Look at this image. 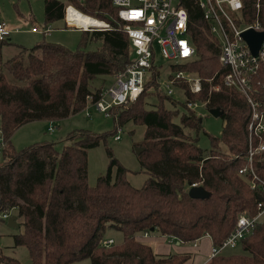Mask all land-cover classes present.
Here are the masks:
<instances>
[{
    "label": "trees",
    "instance_id": "obj_1",
    "mask_svg": "<svg viewBox=\"0 0 264 264\" xmlns=\"http://www.w3.org/2000/svg\"><path fill=\"white\" fill-rule=\"evenodd\" d=\"M251 8V0H243ZM45 30L65 19V8L103 20L108 27L83 29L75 50L60 44L39 42L25 47L0 41V137L4 145L0 162V212L16 210L18 233L13 246H24L28 264H183L189 253L156 254L136 239L156 231L183 243L208 235L219 246L233 230L241 210L251 216L263 199L238 170L247 165L249 104L242 93L224 86L226 71L219 62V44L209 31L200 9L192 0L184 3L189 15L195 58L174 65L205 78L202 90L192 93L184 80L187 99L206 100V107L222 110L224 124L218 136L207 133L208 150L197 144L200 118L157 88L148 84L133 101L108 109L117 131L128 122L144 126L136 145L139 171L147 174L136 187L126 178L128 170L105 147L109 162L105 173L88 183V150L105 141L106 134L72 130L61 140H43L15 149L12 134L20 126L38 120L59 121L86 107L87 96L97 97L103 87L92 85L97 75L114 76L129 62L131 49L122 30L123 21L111 0H43ZM72 25L74 22L67 19ZM66 26H69L66 24ZM90 42H98L88 50ZM217 87V89H214ZM155 97L157 102L149 104ZM264 101V89L255 95ZM264 135L254 137V144ZM253 169L264 181V150L255 154ZM115 167V171L113 168ZM208 196L190 198L192 184ZM258 183V182H257ZM108 228L122 238L102 244ZM153 228L151 231L150 229ZM238 245V253L220 252L203 264H264V219L256 221ZM0 264H22L0 248Z\"/></svg>",
    "mask_w": 264,
    "mask_h": 264
},
{
    "label": "built area",
    "instance_id": "obj_2",
    "mask_svg": "<svg viewBox=\"0 0 264 264\" xmlns=\"http://www.w3.org/2000/svg\"><path fill=\"white\" fill-rule=\"evenodd\" d=\"M111 1L117 8L118 18L123 21L122 30L128 37L131 55L125 68L114 75L112 84L102 87L96 98L87 96L85 108L91 105L108 114L109 108L135 100L144 91L145 84L149 83L147 90L153 91L154 86L150 83L152 81L157 82L158 90L171 97L173 90L177 89L185 98L183 104L193 112L196 107L207 108L206 100L187 99L185 89L177 82L184 80L190 92L198 93L202 90L203 81L211 82L213 77L203 80L198 75L173 70L174 65L191 61L196 55L189 15L184 6L188 0ZM192 2L200 9L210 33L218 41L219 62L226 70L221 76L222 84L242 93L249 104L247 165L238 172L248 178L252 188L257 187L263 193V199L257 202V213L251 216L247 210H241L233 230L226 239L219 246L212 245L210 257H213L227 247H235L264 215V181H258L252 165L255 154L264 150V142L254 144V137L260 138L264 135V101L261 102L255 97L264 89V39L254 55L242 36L246 30L264 31V0H251V8L247 7L243 0ZM69 6L65 8V22L74 26L67 22ZM32 31L37 30L32 27ZM11 32L12 30L0 21V41L8 39ZM159 57L173 60L174 64L165 68L158 60ZM51 129L48 127V130ZM115 137L118 138L117 135ZM3 145L0 137V152ZM1 217L7 219L8 214L3 213ZM112 242V239H107L103 244Z\"/></svg>",
    "mask_w": 264,
    "mask_h": 264
},
{
    "label": "rangeland",
    "instance_id": "obj_3",
    "mask_svg": "<svg viewBox=\"0 0 264 264\" xmlns=\"http://www.w3.org/2000/svg\"><path fill=\"white\" fill-rule=\"evenodd\" d=\"M60 1L65 2L66 0ZM45 16L43 0H0V21H3L12 29L8 37L9 41L25 47H31L44 41L60 44L70 50H75L83 29H101L108 25L107 22L101 20L105 23L104 26H89L84 28L74 22L75 26L68 27L65 25V19H61L49 23L47 26L50 28V31L47 33L44 26ZM32 27H35L37 31H32ZM97 46H99L98 42H90L87 45V49L94 50ZM158 60L165 68H169L170 65L174 64L173 60L170 59L159 57ZM190 74L194 75L193 73ZM113 81L114 76L97 75L92 80V85H102L105 87L112 84ZM172 98L177 102L180 111L185 110L183 106L185 98L177 89L173 90ZM148 102L149 104H155L157 99L151 97L148 99ZM194 112L200 118L201 125L197 144L201 148L208 150L210 148V139L207 133L218 136L224 120L220 116L215 117L210 114L205 107H196L194 108ZM47 127H51L52 129L47 130ZM79 129L89 130L96 134H106L105 141H101L98 146L88 150L87 175L90 185L95 183L98 175L105 173L107 170L109 157L105 147H109L112 157L128 170L126 175L127 180L136 187L142 185L143 181L147 178V174L139 171L140 165L135 150L137 148L136 145L143 138L144 126L128 122L122 127H118L116 132L110 133L114 129L112 117L98 111L91 105L59 121L40 120L28 122L14 131L11 143L15 149H19L35 142L49 140L56 141V148L60 149L63 145V141L61 140L70 131ZM116 135L118 138L115 137ZM1 161L2 155L0 153ZM113 170L115 171V167ZM3 213H7L8 216H16L17 214L15 209L0 212V248H2L4 253L19 259L22 264H28L29 256L26 248L24 246H13L12 235L18 233L21 228L15 229L9 227L7 219L1 217ZM261 218L264 219V215ZM16 222H19L18 218ZM104 235V240L112 239L113 242H119L122 238V233L112 228L106 229ZM108 245L110 244L106 246ZM241 251V246L238 244L235 247H227L223 250L225 253H238Z\"/></svg>",
    "mask_w": 264,
    "mask_h": 264
},
{
    "label": "crops",
    "instance_id": "obj_4",
    "mask_svg": "<svg viewBox=\"0 0 264 264\" xmlns=\"http://www.w3.org/2000/svg\"><path fill=\"white\" fill-rule=\"evenodd\" d=\"M77 27L81 28L79 26ZM49 31L50 28L48 27L46 32L48 33ZM136 239L140 242L148 244L156 254L189 253V259H187L183 264L205 263L210 258V251L212 247L211 239L208 235L200 237L195 242L183 243L176 240L174 237L160 235L157 234L156 231H152L150 233L140 234L136 236Z\"/></svg>",
    "mask_w": 264,
    "mask_h": 264
},
{
    "label": "water",
    "instance_id": "obj_5",
    "mask_svg": "<svg viewBox=\"0 0 264 264\" xmlns=\"http://www.w3.org/2000/svg\"><path fill=\"white\" fill-rule=\"evenodd\" d=\"M242 36L247 41L252 53L256 55L260 43L264 39V31L246 30L242 33ZM208 112L213 116L217 117L221 115L222 110L216 107V108H209ZM140 150L141 148L137 147L135 151L136 153H138ZM187 193L190 198H205L208 196V192L200 185L190 186ZM7 225L11 228L18 229L19 223L16 222V216H8ZM150 230L152 231L153 228H151Z\"/></svg>",
    "mask_w": 264,
    "mask_h": 264
},
{
    "label": "bare ground",
    "instance_id": "obj_6",
    "mask_svg": "<svg viewBox=\"0 0 264 264\" xmlns=\"http://www.w3.org/2000/svg\"><path fill=\"white\" fill-rule=\"evenodd\" d=\"M67 19L72 22H76L78 25L83 26L84 28H87L89 26H104L105 25L103 21L93 18L91 16H88L86 14H83L82 12H79L72 6H69L67 8Z\"/></svg>",
    "mask_w": 264,
    "mask_h": 264
}]
</instances>
